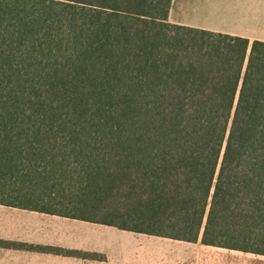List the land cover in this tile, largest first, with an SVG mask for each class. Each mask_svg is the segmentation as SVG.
<instances>
[{
  "label": "trees",
  "instance_id": "obj_1",
  "mask_svg": "<svg viewBox=\"0 0 264 264\" xmlns=\"http://www.w3.org/2000/svg\"><path fill=\"white\" fill-rule=\"evenodd\" d=\"M171 4L0 0V205L264 256V42Z\"/></svg>",
  "mask_w": 264,
  "mask_h": 264
},
{
  "label": "crops",
  "instance_id": "obj_2",
  "mask_svg": "<svg viewBox=\"0 0 264 264\" xmlns=\"http://www.w3.org/2000/svg\"><path fill=\"white\" fill-rule=\"evenodd\" d=\"M168 19L173 24L244 37L251 42H264V0H172ZM126 232L114 227L0 205V264H127V261L141 264L143 247L126 244ZM8 242L97 254L100 258L93 260L3 246L2 243ZM162 244L155 243L161 249L157 250L160 253L154 259H149L150 264H163L159 259L168 257L170 252L175 254L179 263L185 264L190 259L188 253L195 250L198 244L204 248H218L200 242L178 241L172 249Z\"/></svg>",
  "mask_w": 264,
  "mask_h": 264
},
{
  "label": "rangeland",
  "instance_id": "obj_3",
  "mask_svg": "<svg viewBox=\"0 0 264 264\" xmlns=\"http://www.w3.org/2000/svg\"><path fill=\"white\" fill-rule=\"evenodd\" d=\"M121 237L122 236L120 235V238ZM124 238L126 244H132L134 246L140 245L143 247L141 252V264H150L149 259L153 257L155 258L157 253H160L157 252V250H160L161 248L156 247L155 243H163L162 245H167L169 249H172V247L178 243V241L166 238L135 235L130 232H126ZM112 243L113 241L110 242V244ZM120 243H122V240H120ZM196 247L197 248H195V250L188 253L190 259L185 264H264L263 256H256L234 251L232 252L219 248H204L200 244H198ZM168 254V257L159 259V262L163 264H182L175 259L174 253L170 252ZM133 262L134 261H127V264H133ZM136 263H139V261H136Z\"/></svg>",
  "mask_w": 264,
  "mask_h": 264
}]
</instances>
